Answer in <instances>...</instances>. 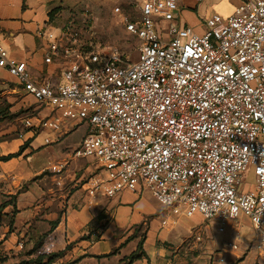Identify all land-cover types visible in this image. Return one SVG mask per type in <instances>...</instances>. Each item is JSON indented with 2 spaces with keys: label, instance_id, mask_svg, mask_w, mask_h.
Wrapping results in <instances>:
<instances>
[{
  "label": "built area",
  "instance_id": "built-area-1",
  "mask_svg": "<svg viewBox=\"0 0 264 264\" xmlns=\"http://www.w3.org/2000/svg\"><path fill=\"white\" fill-rule=\"evenodd\" d=\"M178 9V0H143L131 19L115 8L140 42L135 62L91 51L69 21L37 32L58 80L35 76L1 40L0 70L37 105L23 121L30 138L48 132L49 146L86 126L74 157L95 160L103 173L87 183L89 209L144 187L168 209L163 226L171 213L199 214L223 233L244 218L264 264V0H240L232 15L209 17L202 33L178 25ZM66 165L49 171L59 176ZM250 167L255 182L243 191Z\"/></svg>",
  "mask_w": 264,
  "mask_h": 264
},
{
  "label": "rangeland",
  "instance_id": "rangeland-1",
  "mask_svg": "<svg viewBox=\"0 0 264 264\" xmlns=\"http://www.w3.org/2000/svg\"><path fill=\"white\" fill-rule=\"evenodd\" d=\"M62 1L64 9L55 27L73 21L82 43L91 51L115 53L124 62L138 59L140 42L125 32L122 16L114 10L119 7L125 16L133 19L143 0ZM204 1L206 5L199 10L201 23L213 15H232L236 8L231 0ZM2 82L0 79V159L6 154L19 153V156L7 164L0 160V264H116L111 256L117 254L119 242L110 244L109 248L106 246L100 256L93 257L90 253H74L71 249L61 251L62 235L57 242L48 232L51 224L65 216L67 199L82 188L86 193L91 177L103 174L95 160L74 157L86 136V126L78 125L60 142L49 146L44 144L48 132L42 131L30 138L23 121L35 114L37 105L30 97L13 94L15 85L9 80L4 81L6 90H3ZM63 162L67 165L59 176L49 171L51 164ZM254 182L250 167L243 174L241 189L247 191ZM142 189L141 192H148ZM155 206L158 207L155 219L161 221L168 209L158 202ZM171 215L174 226L164 230L166 239L153 241L151 237L148 244H152L153 250L165 248L167 251L177 247L186 251L194 247L182 261H172V264H217L219 257L227 264H261L254 246L256 233L248 220L240 218L229 222L225 232L220 233L215 221L208 222L199 214L194 217ZM148 224V220L143 221L140 235L147 232ZM103 226V222L96 224L100 230ZM160 231L163 230L160 228ZM184 236L187 237L178 243L173 240ZM229 243L236 244L237 249L230 251L226 247Z\"/></svg>",
  "mask_w": 264,
  "mask_h": 264
},
{
  "label": "crops",
  "instance_id": "crops-1",
  "mask_svg": "<svg viewBox=\"0 0 264 264\" xmlns=\"http://www.w3.org/2000/svg\"><path fill=\"white\" fill-rule=\"evenodd\" d=\"M63 2L62 0H0V40L10 47L8 50L11 55L26 63L37 77L59 79L60 71L55 66L44 62L45 44L37 37V32L42 28H55L54 24L59 21V15L64 9ZM231 2L236 7L240 4V0H231ZM205 5L204 0L201 2L179 0L177 24L190 26L198 33H202L205 23L200 22L199 10ZM57 8L59 10L51 17L50 12ZM0 79L3 80L1 83L3 90H6L4 81L9 80L15 85L13 94L21 92L15 80L6 72L0 70ZM12 160L4 163H10ZM84 191L85 189L82 188L67 199L65 216L52 234L57 242L58 237L62 235L63 243L60 250L67 248L74 253L85 255L90 253L91 256L97 257L100 256L103 248L106 246L109 248L110 244L119 242L117 254L113 253L111 260L121 264L122 259L137 251L138 243L144 236L143 248L147 258L137 260L133 264H148V261L150 264H172V261H182L189 252H193L194 247L186 251L178 247L173 251H167L165 248L153 250L152 244H148L151 237L153 241L166 239L164 230L172 229L174 224L171 222L170 225L163 226L162 220L165 217L161 221L155 219L158 209L155 206L157 201L149 190L138 193L123 191L112 199H100L92 209L86 206L87 198ZM171 218H173L172 215H170ZM144 220L149 222L147 232L140 235L139 228ZM102 222L103 228L97 229L96 224ZM160 228L163 231H160ZM96 237L97 241H94ZM186 237L173 238V240L178 243ZM129 238L130 241L126 242Z\"/></svg>",
  "mask_w": 264,
  "mask_h": 264
},
{
  "label": "trees",
  "instance_id": "trees-1",
  "mask_svg": "<svg viewBox=\"0 0 264 264\" xmlns=\"http://www.w3.org/2000/svg\"><path fill=\"white\" fill-rule=\"evenodd\" d=\"M57 10H59V8L55 9L54 11H51L49 15L52 17L53 14ZM28 142L29 141H26V143H28ZM17 156H19V153L2 156L0 160H3L4 162H7L9 160H12L13 158H16ZM59 222H60V220H57V221H55V223L51 224L50 230L48 231L50 237L52 236L54 230L57 228ZM129 241H130V238L126 240V242H129ZM144 242H145V238H144V236H142L140 241H139V243H138L137 251L132 253V254H130L128 257H125L124 259H122L121 260V264H133L137 260H141V259H143L145 257L147 258V255H146V253L144 251V248H143ZM66 250H67V248H65L64 250H61V251L65 252ZM148 264H150L149 261H148Z\"/></svg>",
  "mask_w": 264,
  "mask_h": 264
}]
</instances>
